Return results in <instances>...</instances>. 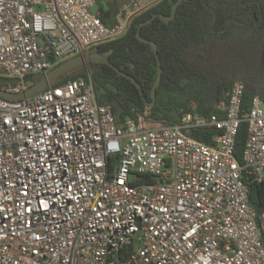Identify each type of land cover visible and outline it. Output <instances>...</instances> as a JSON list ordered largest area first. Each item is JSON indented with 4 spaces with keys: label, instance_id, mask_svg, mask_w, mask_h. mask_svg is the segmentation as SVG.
Masks as SVG:
<instances>
[{
    "label": "built area",
    "instance_id": "2783aa9c",
    "mask_svg": "<svg viewBox=\"0 0 264 264\" xmlns=\"http://www.w3.org/2000/svg\"><path fill=\"white\" fill-rule=\"evenodd\" d=\"M96 1L114 0H0V90L119 39L160 0H127L110 26ZM244 91L233 81L223 118L172 125L148 108L118 123L90 75L0 98V264H264L246 185H264V107L256 95L245 111ZM201 127L214 145L188 134Z\"/></svg>",
    "mask_w": 264,
    "mask_h": 264
},
{
    "label": "trees",
    "instance_id": "16d2710c",
    "mask_svg": "<svg viewBox=\"0 0 264 264\" xmlns=\"http://www.w3.org/2000/svg\"><path fill=\"white\" fill-rule=\"evenodd\" d=\"M126 1L101 2L99 11L102 20L108 18L107 26L112 25L114 16ZM176 1L160 0L133 17L122 37L89 52L102 54L112 50L107 60L133 77L143 97L131 81L104 64H90L88 69L79 68L62 80L90 75L100 104L111 106L118 123L142 114L147 108L143 98L151 101L150 91L157 77V59L149 43L136 39V30L154 15L169 17ZM139 33L143 39L156 44L161 69V80L155 90V104L148 113L150 120L158 124H178L188 113L223 118L233 84L231 77L240 63L246 66L250 79L245 84L244 110L250 108L251 100L256 95L264 104V96L253 86L261 52L264 51V0H183L173 20L164 23L156 17L148 25L142 26ZM239 46L243 50L241 55L229 57ZM226 57L231 66H215V63L223 62ZM40 78H27L29 87ZM216 133L218 131L211 127L188 131L191 137L207 145H214ZM246 133V123L243 122L235 139L234 155L239 161ZM246 185L249 203L260 214L264 210V185L251 180Z\"/></svg>",
    "mask_w": 264,
    "mask_h": 264
},
{
    "label": "water",
    "instance_id": "95a60500",
    "mask_svg": "<svg viewBox=\"0 0 264 264\" xmlns=\"http://www.w3.org/2000/svg\"><path fill=\"white\" fill-rule=\"evenodd\" d=\"M182 1L183 0H177L174 3V5L172 6L171 13H170L169 17L164 18L161 15H154L149 20L145 21L144 23H141L137 27V30H136V39L142 43H145V44L149 43L151 45L152 51L155 54L156 59H157V77H156L155 82L152 85V88L150 91L151 101L148 102L145 100V98H143L145 106L148 109H151L155 104V90L158 87L160 80H161V69H160V62H159L158 56H157L156 44L154 42H150L148 40L143 39L140 36L139 31H140V28L142 26L148 25L156 17H158L164 23H169L175 17L176 10ZM263 47H264V45H263ZM111 52H112V50H109V51L102 53V54L101 53H87L84 55H77V56L71 57L69 59H66L65 61H63L58 66L52 68L46 75L41 77L36 83L31 85L30 87H28L24 92L18 93V94H11V93L3 92L0 90V98L7 99V100H16V101L27 100V99L33 97L38 92H40L46 86H48L50 84L57 83L58 81L63 79L66 75L74 72L75 70H77L79 68L88 69L90 64H104V65H107L108 67L112 68L119 76H122V77L128 79L129 81H131L135 85V87L138 89L140 95L143 97V92H142L141 88L139 87L138 83L133 79V77H131L127 73L120 71L118 68L113 66L107 60V58L111 54ZM260 64H261V67L264 64V51H262V53H261ZM233 81L244 82V80L238 76L233 78Z\"/></svg>",
    "mask_w": 264,
    "mask_h": 264
},
{
    "label": "flooded vegetation",
    "instance_id": "af4514ba",
    "mask_svg": "<svg viewBox=\"0 0 264 264\" xmlns=\"http://www.w3.org/2000/svg\"><path fill=\"white\" fill-rule=\"evenodd\" d=\"M262 53V52H261ZM236 76L240 77L244 80V84L250 82L248 71L246 66L243 65V63L238 64L237 69L234 72V75L231 77L232 79ZM254 89L257 90L261 95L264 96V64L261 67V64L259 63V68L256 73V79L253 83Z\"/></svg>",
    "mask_w": 264,
    "mask_h": 264
},
{
    "label": "rangeland",
    "instance_id": "374dc122",
    "mask_svg": "<svg viewBox=\"0 0 264 264\" xmlns=\"http://www.w3.org/2000/svg\"><path fill=\"white\" fill-rule=\"evenodd\" d=\"M101 4H102L101 2L96 1L95 4H94V6L92 7L91 11L92 12H97L100 9ZM242 52H243V50L239 46L238 48L235 49L234 52H231V53L229 52L230 54L229 53L228 54H229V57H230V55H231V57L232 56H240ZM223 59H225V60H223V62L215 63V66H217V67H220V66L229 67V66H231V64L229 63V59H227V57L226 58H223ZM263 107H264V104H263Z\"/></svg>",
    "mask_w": 264,
    "mask_h": 264
}]
</instances>
